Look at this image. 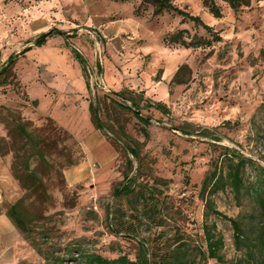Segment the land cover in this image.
I'll use <instances>...</instances> for the list:
<instances>
[{
  "label": "rangeland",
  "instance_id": "rangeland-1",
  "mask_svg": "<svg viewBox=\"0 0 264 264\" xmlns=\"http://www.w3.org/2000/svg\"><path fill=\"white\" fill-rule=\"evenodd\" d=\"M172 1L213 32L173 11L155 16L142 0H0V69L18 54L11 82L0 85V264H57V255H64L63 264H85L81 252L135 259L140 250L159 264L178 246L187 249L188 264L264 256L257 243L239 248L232 223L212 215L207 222L216 224L224 247L221 259L210 258L199 194L209 170L224 165L226 148L236 149L248 161L246 188L236 195L228 185L213 199L218 210L241 222L246 238L258 235L252 188L264 182V0L237 13L216 0L219 18L203 0ZM181 29L188 41L195 36L212 42L192 48L165 42ZM44 35L46 42L34 45ZM72 49L88 61L86 78ZM125 90L135 93L147 123L125 106H131L119 94ZM148 99L165 103L169 112ZM90 103L103 130L92 122ZM8 109L31 129L52 119L72 135L67 144L74 163L53 154L56 170L45 177L52 198L37 208L44 214L37 226L43 256L7 216L24 194L12 171ZM129 137L140 142L141 167L127 150ZM129 158L145 195L138 186L129 197L114 194Z\"/></svg>",
  "mask_w": 264,
  "mask_h": 264
},
{
  "label": "trees",
  "instance_id": "trees-1",
  "mask_svg": "<svg viewBox=\"0 0 264 264\" xmlns=\"http://www.w3.org/2000/svg\"><path fill=\"white\" fill-rule=\"evenodd\" d=\"M128 1V0H121ZM236 13L242 8L250 6L252 0H224ZM204 5L209 11L217 18L222 16V12L216 0H203ZM141 4H150L154 7V15L158 16L164 12H176L183 16V20L190 19L196 24H202L208 32H213L212 26L204 23L202 19L197 15H192L174 4L172 0H142ZM65 38H68V32L62 33ZM188 31L185 29L178 30L172 34H168L165 38V42L169 45H181L185 48L199 47L204 44H211V40H205L196 38L195 36L189 41L187 40ZM216 40H221L219 34H215ZM46 42L45 36H40L34 40V45L41 46ZM31 46L25 47L21 53H25ZM74 57L79 61L84 76L86 78L88 70V61L86 57L78 50L72 49ZM18 59V54H11L4 67L0 69V85L10 83L9 75L13 71L15 62ZM181 66L175 77L178 76L179 71L184 68ZM100 72L102 71L101 65L98 63ZM87 85L89 86L88 82ZM130 93V94H128ZM123 99L131 103V106H127L130 110L134 111L137 117L144 123H147V118L141 115L139 112V103L133 96V91H123L119 93ZM150 106L162 111L169 112L167 105L161 101H155L148 99ZM9 116L7 117V123L11 138V150L14 152V160L12 162V171L14 176L20 182L21 187L24 190V194L11 203L7 209V216L10 218L16 228L23 234V236L32 244L37 252L43 256V248L38 240V222L44 217L42 210H37L38 207H42L44 204L51 201V195L48 191L46 183V174L48 176L56 170L55 160L53 154L58 151L61 155L65 156L67 165L73 164L71 149L67 142L72 137L68 130L61 126H58L54 120L48 119L47 124L40 129H31L27 122H24L22 116L19 113L8 109ZM91 119L94 126L97 129H104V122L95 106L90 103ZM204 134L208 131L204 130ZM4 139H0V146L3 144ZM130 143L127 145V150L132 157L140 162L141 150L140 142L136 139L129 137ZM61 146V147H60ZM224 152V159L222 165L210 169L205 176L201 187L200 197L205 204V218L206 222L203 224L204 237L207 243L208 256L217 260L221 259V251L224 247V236L217 230L215 223H208L207 219L212 216L222 217L228 219L234 229V241L236 245L241 248L242 246L251 249L256 243L261 247V251L264 250V182H260L258 186L252 188L253 195L255 196L256 203L260 209L261 225L258 235L253 238H246L245 232L241 222L237 218H232L218 210L216 202L213 199V195L219 190L224 189L230 185L236 195L242 194L244 188H246L245 172L247 166V159L244 157H238L236 155L237 150H233L235 154L230 152L227 147ZM35 162V163H34ZM128 165L130 167L124 173V179L114 188V194L116 196L129 197L133 195L137 186L140 187L139 193L145 195V184L139 183L137 175H131L133 169V160L128 159ZM144 186V187H143ZM249 189V187H248ZM152 194V193H151ZM258 240V241H256ZM255 243V244H254ZM74 249L68 250V255L72 254ZM252 253L251 250L249 252ZM45 257V256H44ZM46 258V257H45ZM57 264H63L64 255L52 256ZM80 260L85 264H154L152 258L147 254L145 250H140L135 259H131L128 255H121L116 258H107L101 254L95 252H81ZM189 257L187 249L178 246L172 254H169L166 259L160 261L159 264H188ZM237 264H264V256L260 260H248L246 258L240 259Z\"/></svg>",
  "mask_w": 264,
  "mask_h": 264
},
{
  "label": "water",
  "instance_id": "water-1",
  "mask_svg": "<svg viewBox=\"0 0 264 264\" xmlns=\"http://www.w3.org/2000/svg\"><path fill=\"white\" fill-rule=\"evenodd\" d=\"M45 36V35H44Z\"/></svg>",
  "mask_w": 264,
  "mask_h": 264
}]
</instances>
